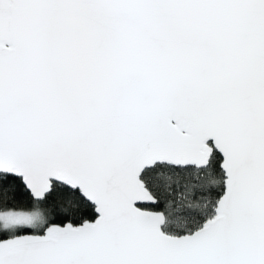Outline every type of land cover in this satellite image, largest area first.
Instances as JSON below:
<instances>
[{
    "label": "snow or ice",
    "instance_id": "6c2138e0",
    "mask_svg": "<svg viewBox=\"0 0 264 264\" xmlns=\"http://www.w3.org/2000/svg\"><path fill=\"white\" fill-rule=\"evenodd\" d=\"M0 264H264V0H0Z\"/></svg>",
    "mask_w": 264,
    "mask_h": 264
}]
</instances>
